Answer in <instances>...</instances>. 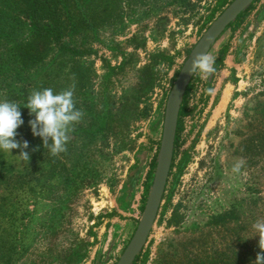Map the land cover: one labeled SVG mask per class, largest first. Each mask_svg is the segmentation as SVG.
Instances as JSON below:
<instances>
[{
  "label": "rangeland",
  "instance_id": "374dc122",
  "mask_svg": "<svg viewBox=\"0 0 264 264\" xmlns=\"http://www.w3.org/2000/svg\"><path fill=\"white\" fill-rule=\"evenodd\" d=\"M3 1L0 101L27 109L33 90L55 94L75 83L84 116L57 156L33 134L15 137L28 142V162L0 150V264H114L143 208L171 85L231 0H64V54L55 48L38 60L16 49L32 22ZM223 47L216 72L208 79L195 73L189 83L162 203L134 264H197L204 251L257 246L252 225L264 220V0L208 53L217 59ZM213 215L226 220L210 224Z\"/></svg>",
  "mask_w": 264,
  "mask_h": 264
},
{
  "label": "clouds",
  "instance_id": "9594fccd",
  "mask_svg": "<svg viewBox=\"0 0 264 264\" xmlns=\"http://www.w3.org/2000/svg\"><path fill=\"white\" fill-rule=\"evenodd\" d=\"M215 62L216 57L207 51L196 53L187 67V73H199L204 79H208L216 72ZM74 90L75 83L55 94L51 88L33 90L24 105L29 114L34 115V119L28 122L33 136L41 138L43 147L48 149L52 156L66 151L70 133L84 116L83 111L75 106ZM20 107L16 102L0 101V150L11 154L12 150L19 149V159L28 162L29 153L24 151L29 147L28 142L15 139L16 130L23 124ZM243 164L241 159L233 165L232 171L239 173ZM252 228L258 237L260 249L253 264H264V220H257Z\"/></svg>",
  "mask_w": 264,
  "mask_h": 264
},
{
  "label": "water",
  "instance_id": "95a60500",
  "mask_svg": "<svg viewBox=\"0 0 264 264\" xmlns=\"http://www.w3.org/2000/svg\"><path fill=\"white\" fill-rule=\"evenodd\" d=\"M254 1L231 0L189 49L165 101L161 138L142 211L130 240L114 264H134L154 227L171 169L179 112L185 91L194 76L187 73L192 57L196 53L209 52L218 38Z\"/></svg>",
  "mask_w": 264,
  "mask_h": 264
},
{
  "label": "trees",
  "instance_id": "16d2710c",
  "mask_svg": "<svg viewBox=\"0 0 264 264\" xmlns=\"http://www.w3.org/2000/svg\"><path fill=\"white\" fill-rule=\"evenodd\" d=\"M4 1L2 0V3ZM62 2L64 0H9V3L13 6L14 10L18 11L19 13L23 14L26 18L30 19L32 22V28L30 36L26 39V41H23L21 45H18L16 49L18 50V54L22 57L29 56L33 57L34 60H38L40 58L39 54L42 52H51L53 49L58 48V50L62 53H58V57L61 56L63 53V45H62V39L64 36L63 31V19L64 17L62 10L63 6H61ZM243 15L240 14L238 18H240ZM232 24L229 26L231 27ZM12 51V49H11ZM226 52V47H223L220 50V54L215 62V68H217L221 62L224 59V55ZM52 53V52H51ZM53 54V53H52ZM162 57L166 59H171V55H162ZM81 71L75 67L72 68L71 72L74 75V78H80L79 73ZM82 79H84V76H81ZM209 89L211 90V87L209 86V83L207 84V94H209ZM189 90V85L187 90L185 91L184 99L182 106L185 102V98L187 95V92ZM179 112V118L182 114V107ZM21 112V118L23 120V124L16 130L18 133V136L21 137H28L32 134L30 133V125L29 120L34 119V115L29 114L28 109H19ZM178 118L177 123V130L179 128L180 120ZM264 118V117H263ZM177 130H176V136H175V142L174 147L177 140ZM29 132V133H28ZM37 138V139H36ZM34 140H32L34 143L37 140V143L39 145H42V140L40 137L36 136ZM32 145V143H31ZM19 149H14L15 152H19ZM24 151H27L25 149ZM29 153V151H28ZM16 158L13 159V161H18V154L15 153ZM174 155V152H173ZM173 166V159L171 163V169ZM8 168L11 170L13 169V166L9 165ZM170 169V170H171ZM231 215H234L233 212L230 213ZM212 219H210V224L221 226L220 224L224 223L226 219H223L221 215H213L211 216ZM175 222H177L178 216L175 215ZM256 247L255 249L249 250V251H243V252H237L234 250L232 245H229L228 248L220 249V252H207L204 251V257L198 259L197 264H253L256 258V254L260 252V249L258 248V238L256 240ZM240 246V245H238ZM206 252V253H205ZM255 253V255H254ZM138 258L136 259V261ZM185 263H188L186 261Z\"/></svg>",
  "mask_w": 264,
  "mask_h": 264
}]
</instances>
